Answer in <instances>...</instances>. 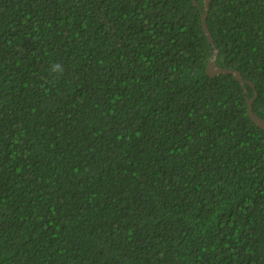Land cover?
<instances>
[{"label":"trees","instance_id":"1","mask_svg":"<svg viewBox=\"0 0 264 264\" xmlns=\"http://www.w3.org/2000/svg\"><path fill=\"white\" fill-rule=\"evenodd\" d=\"M210 7L248 94L201 0H0V264H264V0Z\"/></svg>","mask_w":264,"mask_h":264},{"label":"water","instance_id":"2","mask_svg":"<svg viewBox=\"0 0 264 264\" xmlns=\"http://www.w3.org/2000/svg\"><path fill=\"white\" fill-rule=\"evenodd\" d=\"M196 1V0H195ZM204 3V7H205V13L201 14V23H202V28L204 31L205 36L207 37L208 43L212 46L213 48V56L211 58V60L209 61V64L207 66L206 72L208 74V76L210 78H216V77H220V76H233L235 78V80L237 82L240 83V85L244 88L245 90V94H248L247 90L245 89V85H249L251 88L255 89L254 84L250 83V82H245L242 74L238 71H234V70H229L226 68H221L220 66H218L217 64V60L219 57V51L214 43L212 34L209 30L208 24H207V20L209 17V12L211 10V3L215 0H201ZM195 5L197 6L196 2ZM258 94L255 91V96L252 99H247L248 102V115L251 119V121L261 130L264 131V119L260 118L258 115L255 114L254 110H253V105L255 100L257 99Z\"/></svg>","mask_w":264,"mask_h":264},{"label":"clouds","instance_id":"3","mask_svg":"<svg viewBox=\"0 0 264 264\" xmlns=\"http://www.w3.org/2000/svg\"><path fill=\"white\" fill-rule=\"evenodd\" d=\"M65 69L61 63H52L50 66V73L55 74L56 76H62Z\"/></svg>","mask_w":264,"mask_h":264}]
</instances>
